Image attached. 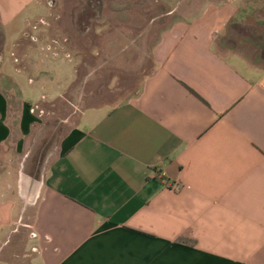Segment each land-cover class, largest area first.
Returning <instances> with one entry per match:
<instances>
[{
  "label": "crops",
  "instance_id": "1",
  "mask_svg": "<svg viewBox=\"0 0 264 264\" xmlns=\"http://www.w3.org/2000/svg\"><path fill=\"white\" fill-rule=\"evenodd\" d=\"M36 2L0 0V59ZM181 7L138 95L82 111L41 174L4 156L32 144L47 85L0 89V264H264V73L214 51L233 3Z\"/></svg>",
  "mask_w": 264,
  "mask_h": 264
},
{
  "label": "rangeland",
  "instance_id": "2",
  "mask_svg": "<svg viewBox=\"0 0 264 264\" xmlns=\"http://www.w3.org/2000/svg\"><path fill=\"white\" fill-rule=\"evenodd\" d=\"M219 1L37 0L18 17L13 29L20 43L14 52L18 60L7 59L9 42L4 49L0 89L7 93L27 83L47 85V91L35 93L38 108L34 116L41 120L33 130L32 144L28 142L17 157L5 155V160L12 157L15 169L25 161L29 172L41 174L44 161L57 154L61 140L82 111L110 109L138 95L155 70L156 43L183 17L181 6ZM224 1L233 3L234 13L214 51L230 66L259 81V74L264 73V0ZM31 52L34 66L25 61L24 54ZM25 70L34 71L26 76ZM54 71L58 79L53 77Z\"/></svg>",
  "mask_w": 264,
  "mask_h": 264
},
{
  "label": "built area",
  "instance_id": "3",
  "mask_svg": "<svg viewBox=\"0 0 264 264\" xmlns=\"http://www.w3.org/2000/svg\"><path fill=\"white\" fill-rule=\"evenodd\" d=\"M164 187L166 188V189H168V190H172V191H177V186L176 185H174V184H171V185H169V184H167V183H164Z\"/></svg>",
  "mask_w": 264,
  "mask_h": 264
}]
</instances>
